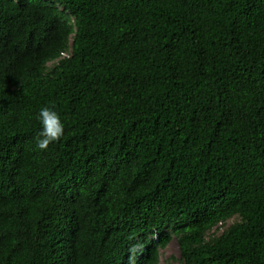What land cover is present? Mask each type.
I'll return each mask as SVG.
<instances>
[{
  "label": "trees",
  "instance_id": "1",
  "mask_svg": "<svg viewBox=\"0 0 264 264\" xmlns=\"http://www.w3.org/2000/svg\"><path fill=\"white\" fill-rule=\"evenodd\" d=\"M172 240L264 264V0H0V264H159Z\"/></svg>",
  "mask_w": 264,
  "mask_h": 264
},
{
  "label": "clouds",
  "instance_id": "2",
  "mask_svg": "<svg viewBox=\"0 0 264 264\" xmlns=\"http://www.w3.org/2000/svg\"><path fill=\"white\" fill-rule=\"evenodd\" d=\"M71 51L72 49L69 48L68 51L61 52L60 58H69ZM49 65H51V63ZM37 118L41 124L42 130L36 138V144L40 150L46 151L51 144L61 140L64 135L65 126L60 115L53 108L48 106L42 107L39 110Z\"/></svg>",
  "mask_w": 264,
  "mask_h": 264
},
{
  "label": "rangeland",
  "instance_id": "3",
  "mask_svg": "<svg viewBox=\"0 0 264 264\" xmlns=\"http://www.w3.org/2000/svg\"><path fill=\"white\" fill-rule=\"evenodd\" d=\"M236 218L227 222L226 226L233 224ZM219 233L222 232L225 227L223 225L219 226ZM216 231L212 232L215 233ZM218 232V231H217ZM179 248L176 240H172L169 245L161 250L159 264H180L179 262Z\"/></svg>",
  "mask_w": 264,
  "mask_h": 264
}]
</instances>
